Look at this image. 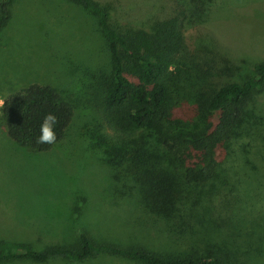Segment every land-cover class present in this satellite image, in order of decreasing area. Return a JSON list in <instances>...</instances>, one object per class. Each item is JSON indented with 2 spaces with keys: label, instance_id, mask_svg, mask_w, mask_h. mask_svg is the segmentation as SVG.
Listing matches in <instances>:
<instances>
[{
  "label": "trees",
  "instance_id": "trees-1",
  "mask_svg": "<svg viewBox=\"0 0 264 264\" xmlns=\"http://www.w3.org/2000/svg\"><path fill=\"white\" fill-rule=\"evenodd\" d=\"M68 1L95 17L109 61V71L100 69L95 80L94 98L82 99V106L93 104L106 115L119 138L116 166L133 182L129 190L159 223L163 239L176 248L186 246L188 251L164 255L136 243L95 242L81 232L69 245L54 244L41 250L24 241L0 240V262L23 259L45 264L53 259L82 262L116 256L140 264H229L240 256L249 258L245 249H255L253 255L258 256L256 249H262L263 237L254 228H244L246 221L239 211L245 204L237 197L238 190L207 206L189 200L188 195L215 169L237 163L241 171L255 167L252 143L259 139L263 127L255 97L264 83V62H251L252 74L235 80L237 64L216 36L209 30L184 27L190 13L183 0H128L125 6L132 13L126 14L138 15L121 23L109 1ZM185 1L193 14L212 3ZM11 2L0 0V29L9 20ZM179 65L199 73V78L212 85L198 90L188 111L178 107L188 98L172 91L178 87L175 73ZM3 98L0 132L33 152L49 150L64 136L75 107L51 85L37 82ZM47 113L58 118L57 140L52 145L37 144ZM150 133L153 145L147 140ZM241 183L239 178L237 184ZM262 216L258 213L253 217L254 226L260 221L264 228ZM217 237L234 245L229 261L224 253H201L194 244L195 240Z\"/></svg>",
  "mask_w": 264,
  "mask_h": 264
},
{
  "label": "rangeland",
  "instance_id": "rangeland-1",
  "mask_svg": "<svg viewBox=\"0 0 264 264\" xmlns=\"http://www.w3.org/2000/svg\"><path fill=\"white\" fill-rule=\"evenodd\" d=\"M94 1L113 3L120 23L138 15L126 14L132 13L125 6L128 0ZM183 1L190 13L184 27L209 30L216 36L237 64L235 80L252 74L251 62H264V0H212L198 14ZM9 11V20L0 29V98L37 82L51 85L75 107L64 136L44 152L20 147L0 132V240L24 241L41 250L69 245L83 232L95 242L136 243L164 255L188 251L163 239L159 223L129 190L133 182L116 166L119 138L106 115L93 104L82 106V99L94 98L100 69L109 71L106 42L95 17L68 0H12ZM175 75L178 87L172 91L188 98L182 103L177 98L178 107L187 111L200 88H212L185 65H179ZM255 98L263 116L260 137L251 149L255 167L241 171L237 163L215 169L188 195L189 200L207 206L238 190L237 197L245 204L239 211L246 221L244 228H254L263 237L262 249H256L259 255H253L255 249H245L249 258L240 256L231 263V242L221 237L194 242L201 253L226 254L229 264H264V228L260 221L257 226L252 222L258 213L264 218V83ZM147 140L154 144L152 133ZM239 178L241 184H237ZM0 264L38 263L20 259ZM45 264L140 263L99 256L82 262L53 259Z\"/></svg>",
  "mask_w": 264,
  "mask_h": 264
},
{
  "label": "clouds",
  "instance_id": "clouds-1",
  "mask_svg": "<svg viewBox=\"0 0 264 264\" xmlns=\"http://www.w3.org/2000/svg\"><path fill=\"white\" fill-rule=\"evenodd\" d=\"M5 107V99L0 98V109ZM58 124V118L53 113H47L40 125V135L37 138V144L52 145L57 140L55 128Z\"/></svg>",
  "mask_w": 264,
  "mask_h": 264
}]
</instances>
